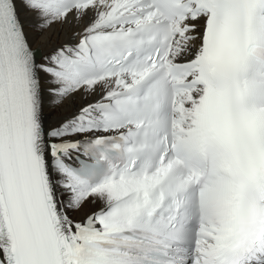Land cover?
I'll use <instances>...</instances> for the list:
<instances>
[{"label":"snow or ice","instance_id":"snow-or-ice-1","mask_svg":"<svg viewBox=\"0 0 264 264\" xmlns=\"http://www.w3.org/2000/svg\"><path fill=\"white\" fill-rule=\"evenodd\" d=\"M0 264H264V0H0Z\"/></svg>","mask_w":264,"mask_h":264},{"label":"bare ground","instance_id":"bare-ground-1","mask_svg":"<svg viewBox=\"0 0 264 264\" xmlns=\"http://www.w3.org/2000/svg\"><path fill=\"white\" fill-rule=\"evenodd\" d=\"M67 31L61 30L59 26L54 27L51 33L50 41H47V48L44 50H50L56 43H59L62 39H64V34ZM59 33V38L58 34ZM45 41H43L40 37L34 35V46L43 45ZM89 100L91 97L88 98ZM88 100H85L82 94H74L69 97L62 106L60 107H51L47 110L46 116L49 124H56L61 119L66 116H70L73 112H75L82 104L87 103Z\"/></svg>","mask_w":264,"mask_h":264}]
</instances>
